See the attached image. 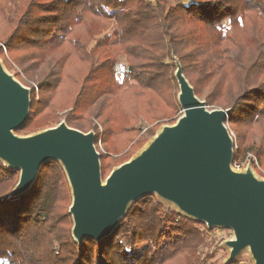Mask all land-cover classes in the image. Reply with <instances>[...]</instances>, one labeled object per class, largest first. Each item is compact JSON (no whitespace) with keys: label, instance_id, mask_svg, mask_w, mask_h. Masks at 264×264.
Returning a JSON list of instances; mask_svg holds the SVG:
<instances>
[{"label":"trees","instance_id":"obj_1","mask_svg":"<svg viewBox=\"0 0 264 264\" xmlns=\"http://www.w3.org/2000/svg\"><path fill=\"white\" fill-rule=\"evenodd\" d=\"M41 5L53 17L39 19L38 40L22 41L33 45L30 59L41 64L40 92L57 91L63 77L78 87L63 114L68 126L87 131L105 125L111 133L116 116L125 123L138 119L140 126L156 119L151 104L153 97H168L160 88L173 83V54L195 94L204 92L208 104L230 108L233 162L247 154L262 162L264 0H50ZM33 94L19 131L32 123ZM137 100L149 105L144 119L131 109ZM99 159L103 170L101 153ZM17 179L18 172L0 161V264H167L175 258L189 264L200 258L199 223L179 213L173 219L175 212L167 214L158 201L141 197L109 235L78 244L70 235L71 196L58 162L42 163L31 187L8 198ZM135 238L147 245L130 259L140 247Z\"/></svg>","mask_w":264,"mask_h":264},{"label":"water","instance_id":"obj_2","mask_svg":"<svg viewBox=\"0 0 264 264\" xmlns=\"http://www.w3.org/2000/svg\"><path fill=\"white\" fill-rule=\"evenodd\" d=\"M181 115L160 129L102 179L94 131L65 121L28 135L14 133L27 120L30 88L0 60V161L18 172L8 198L22 195L49 160L60 164L70 190L71 236L99 241L109 235L130 205L147 195L208 229H230L221 244L223 264L246 250L251 264H264V179L249 164L236 170L233 138L225 124L230 108L208 109L196 96L179 59L172 54Z\"/></svg>","mask_w":264,"mask_h":264},{"label":"rangeland","instance_id":"obj_3","mask_svg":"<svg viewBox=\"0 0 264 264\" xmlns=\"http://www.w3.org/2000/svg\"><path fill=\"white\" fill-rule=\"evenodd\" d=\"M49 1L50 0H0V60L4 68L9 73H11L23 85L30 88V100L32 93H34L33 101L34 103L36 102L33 108L32 123L29 124V126L23 130H16L14 133H16L17 135H28L45 128L53 127L57 125L60 121H65L63 114L69 108V100L73 97L75 91L78 89V87L76 88L73 83L71 84L68 77H63L61 86L57 91L55 90V92L49 94L46 92H40L36 80L39 79L42 81V79L45 77L44 75L42 76L41 73V64L37 60L30 59V53L32 52L31 49L33 45H29L27 42L22 41V39L36 41L39 37L42 36V34L38 31V29L42 26V23L39 19H42L43 21L49 20L54 15L51 11H44L43 8H41V4L46 5V3H48ZM239 8H242L241 4L239 5ZM26 23L29 24V26L27 25L28 27L26 26ZM16 31L17 33H15ZM10 33H12V35L15 33L16 35L12 47L11 45L8 46L9 44H7V40L11 38H9ZM25 33L26 38H24L23 36ZM22 42H24V44H21ZM121 59L123 61V58ZM83 73L84 71L82 72V75ZM160 89H162L163 93L166 94L168 97L164 101H162L158 97H153V103L151 105L155 109L154 114L157 118L147 122L146 125L140 126L138 124V119H132L128 123H125L122 122L123 120L119 116H116L113 121L114 124H112L113 127H110L109 129L111 133L105 131V125L97 124L98 129H89L94 131V146L97 152L103 155V163L106 165V168H104L103 170L100 165L102 179H104L109 174L113 167L125 162L139 149H141L143 145L156 133L158 129H160L162 125L173 124L176 119L181 115L182 111L177 101L178 85L175 78L172 84H163ZM196 96H198L201 100L205 101L206 107L208 109L221 108L212 104H208L204 99V92L196 94ZM50 105L54 107L51 108ZM148 107L149 105H145L144 101L137 100L135 106L131 109L134 110L136 115L138 114L142 119H144V115L149 109ZM225 124L229 130L230 135L233 138L234 145V131H232L230 123L227 119L225 120ZM132 125H134L132 128H127L123 131L121 130L123 126L129 127ZM233 147L235 148V145ZM242 158L243 156L240 155L241 162L245 159V157L243 159ZM252 158L253 160H256L255 164L252 160H250L249 164L253 173L257 177L264 179V157L262 159V162H260L255 155ZM234 169L239 170L242 168L235 167ZM144 197H146L145 200L147 199V202L149 203L151 201H158L162 205V210L166 211L167 214L172 213L171 211L177 214V212L171 206L159 201L154 195H147ZM158 213L161 217L162 213H160V210ZM175 213L171 214V216H173V219L178 216V214L176 215ZM179 215L188 220H191L181 214ZM161 218L163 219V217ZM177 222L179 223L180 220H178ZM195 222H197V224L199 223L197 226L203 231L204 234L202 233V238L204 239L202 244L195 245V247H199L198 254L200 255V258H195L194 263H191L190 261H188V263L223 264V261L228 254V249L224 247L221 243L232 237L231 230L224 228L208 229L203 223L199 221ZM172 235H174V233H172ZM119 238L125 237L120 236ZM136 243L140 245V247H135L134 253L132 255L130 254L127 256L130 259L134 258L141 251V247H143V244L144 246L147 245V242L144 239L143 242L137 241L136 239ZM130 250V247H126V252H129ZM235 260H237L239 264H251L250 256L246 250L242 251ZM181 263L182 261L180 258H175L167 264Z\"/></svg>","mask_w":264,"mask_h":264},{"label":"built area","instance_id":"obj_4","mask_svg":"<svg viewBox=\"0 0 264 264\" xmlns=\"http://www.w3.org/2000/svg\"><path fill=\"white\" fill-rule=\"evenodd\" d=\"M250 160H252L254 162V164L256 163V160H253L252 155L247 154L245 159L242 162H233L232 167L244 168L247 164H250Z\"/></svg>","mask_w":264,"mask_h":264},{"label":"bare ground","instance_id":"obj_5","mask_svg":"<svg viewBox=\"0 0 264 264\" xmlns=\"http://www.w3.org/2000/svg\"><path fill=\"white\" fill-rule=\"evenodd\" d=\"M15 132V131H14Z\"/></svg>","mask_w":264,"mask_h":264}]
</instances>
